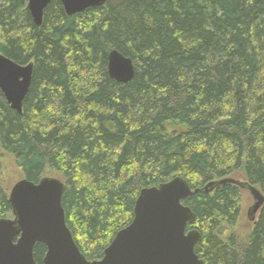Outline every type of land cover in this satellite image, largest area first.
<instances>
[{
    "label": "trees",
    "instance_id": "1",
    "mask_svg": "<svg viewBox=\"0 0 264 264\" xmlns=\"http://www.w3.org/2000/svg\"><path fill=\"white\" fill-rule=\"evenodd\" d=\"M113 49L134 62L128 83L108 73ZM0 54L34 63L22 113L0 89V145L29 181L60 175L87 259L131 223L143 188L182 177L199 189L183 203L204 264H264V206L242 243L230 232L243 188L204 190L243 172L264 194V0H107L72 16L52 0L41 26L28 0H0ZM46 250L36 245L38 264Z\"/></svg>",
    "mask_w": 264,
    "mask_h": 264
},
{
    "label": "water",
    "instance_id": "2",
    "mask_svg": "<svg viewBox=\"0 0 264 264\" xmlns=\"http://www.w3.org/2000/svg\"><path fill=\"white\" fill-rule=\"evenodd\" d=\"M67 15L101 7L107 0H61ZM51 0H28V8L38 26ZM34 63L22 65L0 54V89L13 109L22 113L33 79ZM108 73L119 83L135 76L133 60L117 49L108 56ZM248 189L254 205L249 217L255 221L264 206V194L256 187L227 177L204 186L207 192L223 184ZM66 186L56 177L38 183L24 178L9 193L13 217L0 218V264H38L34 250L46 246L43 264H204L195 251L201 239L198 230H187L196 215L183 200L193 196L182 177L155 187L143 188L136 200L131 223L117 232L100 259L89 260L81 252L66 223L62 204Z\"/></svg>",
    "mask_w": 264,
    "mask_h": 264
},
{
    "label": "rangeland",
    "instance_id": "3",
    "mask_svg": "<svg viewBox=\"0 0 264 264\" xmlns=\"http://www.w3.org/2000/svg\"><path fill=\"white\" fill-rule=\"evenodd\" d=\"M0 161L3 165V171L0 175V185L6 189L9 193L11 192L13 186L20 180L23 179V173L20 167L16 163V159L13 155L6 152L0 145ZM4 151V153H3ZM47 175L50 177L61 178L59 174L48 170ZM235 179L240 181H245V177L243 172H239L238 174L232 176ZM243 200H242V212L239 218L235 229H231L230 233H235L237 237L240 238V242H244L247 240L248 236L252 231L253 221L250 220L249 211L254 205V199L248 189L243 188ZM258 217V215H257Z\"/></svg>",
    "mask_w": 264,
    "mask_h": 264
},
{
    "label": "bare ground",
    "instance_id": "4",
    "mask_svg": "<svg viewBox=\"0 0 264 264\" xmlns=\"http://www.w3.org/2000/svg\"><path fill=\"white\" fill-rule=\"evenodd\" d=\"M52 1V0H51ZM1 152V151H0ZM3 153H4V151H3Z\"/></svg>",
    "mask_w": 264,
    "mask_h": 264
},
{
    "label": "flooded vegetation",
    "instance_id": "5",
    "mask_svg": "<svg viewBox=\"0 0 264 264\" xmlns=\"http://www.w3.org/2000/svg\"><path fill=\"white\" fill-rule=\"evenodd\" d=\"M251 220V219H250Z\"/></svg>",
    "mask_w": 264,
    "mask_h": 264
}]
</instances>
